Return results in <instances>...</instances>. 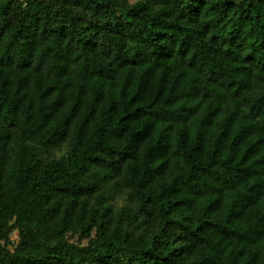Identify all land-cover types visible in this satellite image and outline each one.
<instances>
[{"label":"trees","instance_id":"trees-1","mask_svg":"<svg viewBox=\"0 0 264 264\" xmlns=\"http://www.w3.org/2000/svg\"><path fill=\"white\" fill-rule=\"evenodd\" d=\"M0 264H264V0H0Z\"/></svg>","mask_w":264,"mask_h":264}]
</instances>
